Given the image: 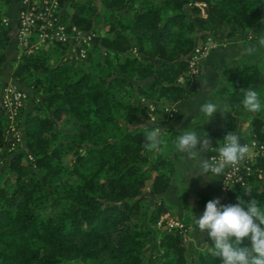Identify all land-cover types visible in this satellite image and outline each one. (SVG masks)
<instances>
[{"label": "trees", "instance_id": "1", "mask_svg": "<svg viewBox=\"0 0 264 264\" xmlns=\"http://www.w3.org/2000/svg\"><path fill=\"white\" fill-rule=\"evenodd\" d=\"M12 2L0 0V94L14 81L38 99L27 110L26 97L17 116L23 140L12 149L0 100V264H221L207 230V243L189 249L186 222L158 225L172 177L187 187L175 158L181 130L167 126L166 107L199 90L200 73L189 72L195 46L209 36L221 44L251 39L264 25V0H60L62 20L91 35L84 56L55 39L21 47L23 3L14 21ZM221 77L230 106L207 132V158L230 131L242 144L264 138V111L242 105L248 88L264 103V54L226 64ZM205 120L201 113L193 123ZM157 126L170 135L148 153L144 129ZM252 165L264 168V154ZM248 179L221 205L241 197L264 206V180Z\"/></svg>", "mask_w": 264, "mask_h": 264}, {"label": "clouds", "instance_id": "2", "mask_svg": "<svg viewBox=\"0 0 264 264\" xmlns=\"http://www.w3.org/2000/svg\"><path fill=\"white\" fill-rule=\"evenodd\" d=\"M260 49H264V35L256 37L255 42L247 46L249 54ZM242 105L249 113L264 111V103L254 88L244 89ZM199 110L207 118L206 123L217 110L226 112L211 101L201 104ZM144 137L143 148L148 153L157 152L164 143L159 126L145 128ZM207 137L205 131L190 130L182 131L174 141L175 151L185 153L183 156L194 162L195 168L191 169L194 175L208 174V179H217L226 169H236L251 157L249 145L241 143V134L230 131L217 149L218 158L205 159L202 153L212 147ZM243 188L251 194L250 188ZM238 200V203L229 205H221L219 198L208 201L203 215L195 216V224L200 232L208 231L213 241L211 253L220 258L221 264H264V206L255 199L248 201L239 197ZM245 238L250 239V246L244 245Z\"/></svg>", "mask_w": 264, "mask_h": 264}, {"label": "built area", "instance_id": "3", "mask_svg": "<svg viewBox=\"0 0 264 264\" xmlns=\"http://www.w3.org/2000/svg\"><path fill=\"white\" fill-rule=\"evenodd\" d=\"M17 14V40L21 47L31 49L39 43L49 39H55L62 42H70L72 49L77 51L78 55H85L83 43H87L91 38L83 29L76 24L65 22L61 18L60 0H22ZM7 22L8 19L4 18ZM217 41L208 37L202 44H198L193 49L189 58V72L200 73L203 64V58L206 57L211 49L212 42ZM28 96L27 90L21 88L14 81L7 82L1 90L0 100L8 117L7 133L10 134V148H14L21 143L23 136L17 125V116L24 105ZM170 114L175 113L176 106L169 105L166 107ZM154 119V116L151 117ZM250 147L251 157L236 169H226L225 173L220 176V187L226 192L237 185L249 184V175L256 174L264 180V168H254L252 161L259 154H264V138L252 137L245 141ZM222 146V145H221ZM218 147H214L215 152L210 154L207 159L218 158ZM31 158L32 156L29 155ZM224 181L231 187L225 185ZM174 223H170V226ZM185 223H177L176 226L184 227ZM187 229V228H186Z\"/></svg>", "mask_w": 264, "mask_h": 264}, {"label": "crops", "instance_id": "4", "mask_svg": "<svg viewBox=\"0 0 264 264\" xmlns=\"http://www.w3.org/2000/svg\"><path fill=\"white\" fill-rule=\"evenodd\" d=\"M19 2L20 0H13L9 7L8 14L14 21L16 20V9ZM261 35H264V25L260 27L259 32L252 39H239L230 43H218L213 46L203 61L202 70L198 77L199 90L197 93L175 104L177 109L176 113L171 115L167 126H174L180 129L181 132L196 130L199 133H204V131L208 132L223 123L230 104L229 99L225 94L227 87L220 85L222 80L221 69L226 64H236L239 58L244 55L248 56L251 60L259 59L261 54H264V49L249 54L247 52V46L254 43L256 37ZM215 90H218L216 96ZM206 101L218 103L222 109H226V112L222 113L217 110L207 123V118L204 123H193L194 119L201 114L199 110L200 105ZM207 138L211 143L210 136ZM183 155L184 153H176L175 158L177 160L179 172L182 175L181 181L186 184L187 187L181 189L180 182L177 180L176 176L174 177V180L175 183H177L178 188L185 193V204L191 206L195 212L200 213L202 208L197 203L199 199H205L206 204L208 201L217 198H219L220 201L222 200L224 194L220 188V179L218 177L217 179L210 180L208 179V174L194 175L191 170L195 168L194 162L187 160L186 157L183 158ZM202 156L207 159L206 151L202 153Z\"/></svg>", "mask_w": 264, "mask_h": 264}, {"label": "rangeland", "instance_id": "5", "mask_svg": "<svg viewBox=\"0 0 264 264\" xmlns=\"http://www.w3.org/2000/svg\"><path fill=\"white\" fill-rule=\"evenodd\" d=\"M69 10H71L70 7H69ZM255 35L256 34H253L250 37L254 38ZM207 40H208V38H207ZM204 42H201L199 44H202ZM217 44H218V42L216 43L213 41L211 44V48ZM204 58H203V61H204ZM202 66H203V64H202ZM28 95H29L30 101H29L28 105L26 106L27 110H29L38 99L37 95L32 93V92L28 93ZM175 113H176V111H175ZM169 114H170V111H169ZM155 117H156V115L154 116V119H155ZM170 117H171V114H170ZM63 124L66 126H70L71 121L65 120L63 122ZM243 128L246 130L248 129L247 122L243 124ZM163 135L165 136V138L168 139L170 132L164 131ZM184 155H186V154L184 153ZM183 158H185V157H183ZM0 175H1V169H0ZM174 177L175 176L172 177L171 182H170V187H169L167 193L165 194V197H166L167 201L169 202V206H168V209L161 214L158 225H159V227H163L165 223L167 225H170V223H174V225H176L177 223H182V221L186 222L187 223V230L184 233V236H185V239L187 241L189 249L191 248V246H202L203 244L207 243V240L205 237L206 230H204L203 232H200L198 230V226L195 224V216L197 218H199L200 216L203 215L202 212H205V210H206V200L205 199L204 200L199 199L200 201L199 200L197 201V203L201 206L202 209H201L200 213L195 212L191 206L185 204V193H184V191H181L178 188L177 183H175ZM219 179H220V177H219ZM224 193L225 192L223 191V194ZM152 200H154V198Z\"/></svg>", "mask_w": 264, "mask_h": 264}]
</instances>
